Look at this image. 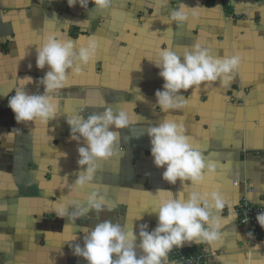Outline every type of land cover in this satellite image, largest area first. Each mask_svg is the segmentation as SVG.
<instances>
[{"label":"crops","instance_id":"obj_1","mask_svg":"<svg viewBox=\"0 0 264 264\" xmlns=\"http://www.w3.org/2000/svg\"><path fill=\"white\" fill-rule=\"evenodd\" d=\"M221 1L113 0L109 10L97 12L94 3L85 10L79 3L70 8L67 0H0V264H88L69 247L83 246L81 228L111 220L126 222L137 235L141 224L151 232L158 224L151 210L169 192L187 198L214 191L225 199L221 240L215 247L194 242L182 248L211 253L207 264H264V241L250 238L234 213L246 198L264 209V0H227L224 7ZM181 3L189 19L177 27L168 23L169 14ZM93 35L100 41L97 57L81 73L70 72L54 98L57 120L18 124L3 109L20 79L32 78L24 82L29 95L44 93L39 81L50 69H38L36 60L48 36L81 47ZM196 44L220 57L240 55L239 73L227 87L215 83L182 92L188 106L163 113L155 96L164 85L154 63L158 51L171 47L182 54ZM109 107L133 118L129 129L119 130L116 155L96 174L111 211L71 224L56 216V205L83 202L94 189L71 187L80 171L78 148L86 145L71 139L66 121ZM165 116L182 123L206 165H215L202 184L171 185L163 179L166 169L155 167L147 129Z\"/></svg>","mask_w":264,"mask_h":264},{"label":"clouds","instance_id":"obj_2","mask_svg":"<svg viewBox=\"0 0 264 264\" xmlns=\"http://www.w3.org/2000/svg\"><path fill=\"white\" fill-rule=\"evenodd\" d=\"M67 3L70 8L79 3L85 10L89 3H94L93 11L103 12L112 7L113 0H67ZM187 8L181 3L179 9L172 10L168 23L175 22L177 27L186 23L189 19L185 11ZM86 39V46L77 47L71 40L48 36L37 47L36 67L44 70L47 66L50 71L39 81L44 87L42 95H29L26 91L24 82L32 83L31 77L20 79V87L8 102L18 124L39 121L47 125L57 120L58 105L54 103V98L67 86L70 72L81 73L82 68L97 57L99 38L93 35ZM241 62L242 58L238 54L220 57L214 55L210 48L199 44L191 50L185 49L182 54H177L171 47L159 50L158 60L154 62L161 69L159 75L164 80L163 90L155 93L159 109L166 114L182 111L189 103L182 92L202 85L219 83L223 87L229 86L238 75ZM66 122L71 129V139L77 143L82 140L86 145L78 148L80 171L76 173L77 179L71 187L81 192L94 190L88 191L83 202L73 200L58 203L55 214L61 219L67 218L71 224H75L78 219L90 218L92 212L99 219L101 213L111 211V208L95 184L96 174L101 163L116 155L119 130L129 129L133 118L124 111L114 112L109 107L102 113H93L86 120L74 115ZM186 131L182 123L170 120L167 116L158 126L147 129L154 165L166 169L163 179L171 185H176L177 181L182 184L189 181L192 185L202 184L205 171L215 173V165H206L201 151L192 146ZM224 207L225 199L220 191L204 194L193 192L187 198L183 194L176 197L169 192V198L161 200L151 210L150 214L158 217L157 227L153 231H148L147 224H141L137 235L134 227L130 230L126 222L105 220L97 223L94 229L81 228L83 246L77 243L69 244V247L74 256L82 257L88 264H163L174 248H182L186 243H206L215 247L221 240L219 214ZM69 208L73 209L71 213ZM256 220L264 228V213L258 214ZM243 222L247 223L248 220ZM248 235L252 237L253 234ZM77 239L79 236L72 241ZM137 249L140 250L139 254Z\"/></svg>","mask_w":264,"mask_h":264},{"label":"built area","instance_id":"obj_3","mask_svg":"<svg viewBox=\"0 0 264 264\" xmlns=\"http://www.w3.org/2000/svg\"><path fill=\"white\" fill-rule=\"evenodd\" d=\"M227 3V0L221 1L223 7ZM13 95L14 94H9L3 103V109L8 113H13L8 107L9 99H11ZM234 213L237 224L245 230H248L249 233L253 234L250 238L256 241H264L263 228H261L256 220L258 214L264 213L262 206L253 204L246 198L237 204L234 209ZM246 219L248 222L244 223L243 221ZM211 256V253L193 246L188 248H177L173 249L168 254L167 260L164 261L163 264H207Z\"/></svg>","mask_w":264,"mask_h":264},{"label":"snow or ice","instance_id":"obj_4","mask_svg":"<svg viewBox=\"0 0 264 264\" xmlns=\"http://www.w3.org/2000/svg\"><path fill=\"white\" fill-rule=\"evenodd\" d=\"M95 59L92 61L94 63Z\"/></svg>","mask_w":264,"mask_h":264}]
</instances>
